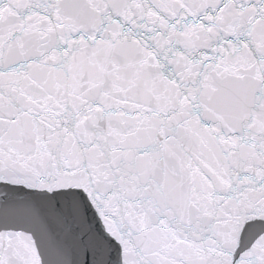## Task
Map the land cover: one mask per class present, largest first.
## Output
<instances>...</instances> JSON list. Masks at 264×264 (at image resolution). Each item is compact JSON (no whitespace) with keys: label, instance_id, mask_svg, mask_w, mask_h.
I'll use <instances>...</instances> for the list:
<instances>
[{"label":"snow or ice","instance_id":"1","mask_svg":"<svg viewBox=\"0 0 264 264\" xmlns=\"http://www.w3.org/2000/svg\"><path fill=\"white\" fill-rule=\"evenodd\" d=\"M0 264H264V0H0Z\"/></svg>","mask_w":264,"mask_h":264}]
</instances>
